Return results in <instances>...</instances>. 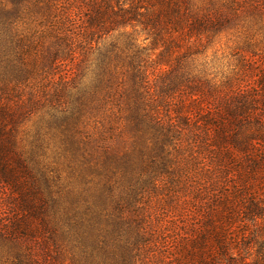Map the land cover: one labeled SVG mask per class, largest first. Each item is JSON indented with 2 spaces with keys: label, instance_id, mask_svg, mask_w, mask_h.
I'll return each mask as SVG.
<instances>
[{
  "label": "trees",
  "instance_id": "1",
  "mask_svg": "<svg viewBox=\"0 0 264 264\" xmlns=\"http://www.w3.org/2000/svg\"><path fill=\"white\" fill-rule=\"evenodd\" d=\"M239 22L260 39L216 82L195 57ZM35 115L80 170L59 227L18 149ZM59 232L84 264H264V0H0V264H61Z\"/></svg>",
  "mask_w": 264,
  "mask_h": 264
},
{
  "label": "rangeland",
  "instance_id": "2",
  "mask_svg": "<svg viewBox=\"0 0 264 264\" xmlns=\"http://www.w3.org/2000/svg\"><path fill=\"white\" fill-rule=\"evenodd\" d=\"M227 1L230 0H193L194 5L199 8L204 5L208 6L212 3ZM123 31L131 32L132 29L131 27L119 28L99 42V51L107 53L111 57L107 66L114 73H123L126 69V64L114 56L116 52L120 55H126L129 50L125 45L127 40L122 34ZM245 35L247 38H245ZM259 35L247 23L239 22V25L217 35L212 42L206 44L203 52L196 55L195 65L198 69H202L207 77L216 82L232 78L239 65V55L236 54V47L242 46L248 39L259 41ZM144 36L141 32L140 34H134L132 38L135 43L142 45L148 43L146 40L145 43H142ZM114 44L117 45V48L111 54L110 47ZM255 44L257 48H260L263 42ZM91 59L94 63L85 71L82 79V84L87 87L94 81V76L97 73L95 65L99 61L98 53L95 52L91 55ZM148 71L150 72L151 68H148ZM46 119V117L35 115L20 126L17 131L18 149L37 174L42 188L45 189L47 186L52 194L55 200L54 211L49 210L48 212L51 215L53 213L56 227H59L63 223L61 217L63 207L68 205L69 200H75L76 195L74 192L80 188L81 178L77 164H73L62 150L58 130L55 127L48 126ZM6 214V218L12 215L11 213ZM57 241L58 247L55 248L51 245V253L56 255L61 264H84L79 251L72 246V243L61 232L57 234ZM4 250L1 251V254H4L2 256H6ZM13 257L14 255L8 254L9 259ZM4 260V257H0V262Z\"/></svg>",
  "mask_w": 264,
  "mask_h": 264
}]
</instances>
